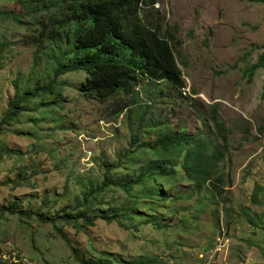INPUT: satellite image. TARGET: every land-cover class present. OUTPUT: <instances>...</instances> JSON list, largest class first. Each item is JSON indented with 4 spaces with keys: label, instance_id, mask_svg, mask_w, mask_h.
Segmentation results:
<instances>
[{
    "label": "rangeland",
    "instance_id": "rangeland-1",
    "mask_svg": "<svg viewBox=\"0 0 264 264\" xmlns=\"http://www.w3.org/2000/svg\"><path fill=\"white\" fill-rule=\"evenodd\" d=\"M27 1L47 9L51 0H0V9L18 16H0V121L16 93L53 79L55 48L65 42L48 40L55 11L27 12ZM155 8L185 88L139 78L132 91L101 102L81 91L85 72L60 76L54 95L30 100L0 133V210L16 205L48 217L86 210L83 193L106 177L133 179L157 159L148 143L170 132H212V106L228 133L221 190L196 192L180 168L156 182L166 200L130 199L110 186L91 206L117 219H97L84 231L7 211L0 214V264H83L58 229L93 263L264 264V61L251 81L242 76L264 55V0H155ZM255 186L262 188L256 203Z\"/></svg>",
    "mask_w": 264,
    "mask_h": 264
},
{
    "label": "trees",
    "instance_id": "trees-1",
    "mask_svg": "<svg viewBox=\"0 0 264 264\" xmlns=\"http://www.w3.org/2000/svg\"><path fill=\"white\" fill-rule=\"evenodd\" d=\"M253 1V0H249ZM25 8L34 10L55 11L48 20L51 27L49 42H60L55 48L53 79L43 85L23 90L21 95L8 102L6 116L0 121V133L5 125H9L22 112L28 111L26 104L38 95H54L57 79L71 72L83 71L87 79L81 88L85 96L96 98L101 102L116 97L122 92H130L137 86L139 78L156 82H168L179 89L185 88L183 73L176 60L171 38L165 33L164 24L155 16V0H51L47 9L44 1L31 3L27 1ZM65 9V11H64ZM64 11V12H63ZM0 16L16 19L18 16L11 10L0 9ZM58 44V42H57ZM70 46L63 50L61 47ZM5 44H0V56ZM66 57H70L65 62ZM264 55L255 64L246 67L242 76L249 82L255 70L263 67ZM264 99V90L261 94ZM56 103V102H54ZM212 132L196 135L170 132L147 146L158 151L157 159L141 168L133 179L119 183L106 177L97 188L83 193V206L86 210L64 209L60 215L48 217L42 214L21 212L16 205L1 209L0 214L9 212L29 219L36 217L39 223L62 221L80 230L94 225L97 219L111 222L117 219L109 213L98 214L91 206L93 195L104 192L107 187L115 186L125 192L128 198H139L140 195L168 199L169 195L156 185V182L167 176H175L180 168L183 177L192 184L196 192L212 189V194L221 190L218 166L227 151V130L218 119L215 108L209 112ZM264 131V127H263ZM133 142L137 143L136 137ZM2 155V151H0ZM15 184L18 181H14ZM151 182V185L149 184ZM134 187L140 191L134 194ZM252 192L253 202H257V190ZM144 197V196H143ZM90 203V206H87ZM124 217H128L126 214ZM157 227L166 225L161 223ZM61 239L70 248L77 261L83 264H99L79 258L77 250L71 245L67 235L58 229Z\"/></svg>",
    "mask_w": 264,
    "mask_h": 264
}]
</instances>
